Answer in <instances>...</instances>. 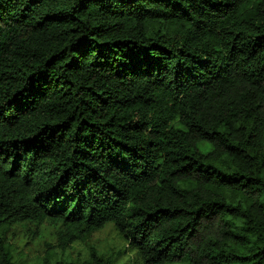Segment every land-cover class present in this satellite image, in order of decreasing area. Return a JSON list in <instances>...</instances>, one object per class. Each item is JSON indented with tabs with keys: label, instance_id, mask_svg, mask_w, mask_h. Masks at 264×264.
I'll use <instances>...</instances> for the list:
<instances>
[{
	"label": "trees",
	"instance_id": "trees-1",
	"mask_svg": "<svg viewBox=\"0 0 264 264\" xmlns=\"http://www.w3.org/2000/svg\"><path fill=\"white\" fill-rule=\"evenodd\" d=\"M44 222L63 249L112 225L130 264H264V0H0V264Z\"/></svg>",
	"mask_w": 264,
	"mask_h": 264
},
{
	"label": "rangeland",
	"instance_id": "rangeland-1",
	"mask_svg": "<svg viewBox=\"0 0 264 264\" xmlns=\"http://www.w3.org/2000/svg\"><path fill=\"white\" fill-rule=\"evenodd\" d=\"M201 146L203 150L210 148V145L205 142ZM8 238L15 245L16 256L29 264H41L48 251H55L56 258L65 257L77 264H82L83 258L89 257L92 248L116 257L117 264L123 262L130 264L132 261V257L124 248V242L117 237L112 225L95 232L84 241L77 240L69 244L65 249L61 247V241L57 239V227L47 222L13 225L9 228ZM53 261L52 258L47 264Z\"/></svg>",
	"mask_w": 264,
	"mask_h": 264
}]
</instances>
